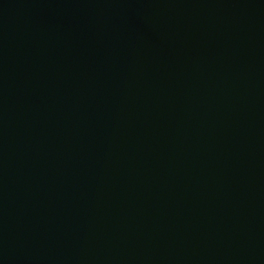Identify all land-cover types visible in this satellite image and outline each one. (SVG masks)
<instances>
[{
  "label": "water",
  "instance_id": "water-1",
  "mask_svg": "<svg viewBox=\"0 0 264 264\" xmlns=\"http://www.w3.org/2000/svg\"><path fill=\"white\" fill-rule=\"evenodd\" d=\"M0 264H264V0H0Z\"/></svg>",
  "mask_w": 264,
  "mask_h": 264
}]
</instances>
